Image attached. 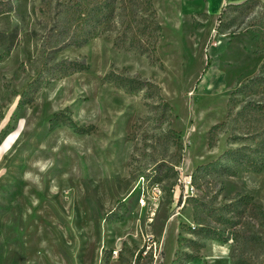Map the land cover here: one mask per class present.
<instances>
[{
	"label": "rangeland",
	"instance_id": "rangeland-1",
	"mask_svg": "<svg viewBox=\"0 0 264 264\" xmlns=\"http://www.w3.org/2000/svg\"><path fill=\"white\" fill-rule=\"evenodd\" d=\"M76 1L0 0V264H264V0H149L145 53L130 0L58 42Z\"/></svg>",
	"mask_w": 264,
	"mask_h": 264
},
{
	"label": "trees",
	"instance_id": "trees-1",
	"mask_svg": "<svg viewBox=\"0 0 264 264\" xmlns=\"http://www.w3.org/2000/svg\"><path fill=\"white\" fill-rule=\"evenodd\" d=\"M120 0H78L73 3H60L54 7L52 31L55 36L59 37L58 42H63L65 46L82 45L89 39L94 37L98 28L108 24L117 13L120 7L117 3ZM132 10H126L125 17L130 19L126 21L124 31L119 34L115 42L122 45L127 37V33H131L128 38V48L135 49L141 53L154 50L161 31V25L156 20L154 8L149 0H130ZM140 5L145 7L140 8ZM125 11V9L123 10ZM50 29V30H51ZM217 126V125H216ZM259 149H254L258 155H264V142L260 143ZM245 147L229 149L224 154L229 155L228 162L240 163L247 162L249 166L253 165L251 157L243 152ZM241 164V163H240ZM223 173H231L233 170L227 165H221ZM256 168V167H255Z\"/></svg>",
	"mask_w": 264,
	"mask_h": 264
},
{
	"label": "crops",
	"instance_id": "crops-1",
	"mask_svg": "<svg viewBox=\"0 0 264 264\" xmlns=\"http://www.w3.org/2000/svg\"><path fill=\"white\" fill-rule=\"evenodd\" d=\"M227 0H211L208 1L207 3H202V5H187L186 9L184 10L185 12H190L192 10L198 11V10H205L209 11L210 14L216 15L219 13V10L221 7L225 4ZM238 0H228V2H235ZM200 8V9H199ZM211 55V54H210Z\"/></svg>",
	"mask_w": 264,
	"mask_h": 264
}]
</instances>
